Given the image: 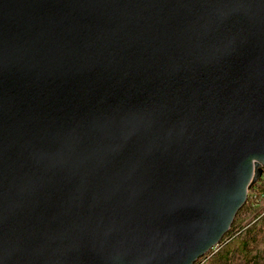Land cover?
I'll return each mask as SVG.
<instances>
[{"label": "water", "instance_id": "95a60500", "mask_svg": "<svg viewBox=\"0 0 264 264\" xmlns=\"http://www.w3.org/2000/svg\"><path fill=\"white\" fill-rule=\"evenodd\" d=\"M264 170V0H0V264H194Z\"/></svg>", "mask_w": 264, "mask_h": 264}, {"label": "trees", "instance_id": "16d2710c", "mask_svg": "<svg viewBox=\"0 0 264 264\" xmlns=\"http://www.w3.org/2000/svg\"><path fill=\"white\" fill-rule=\"evenodd\" d=\"M194 264H264V170L229 230Z\"/></svg>", "mask_w": 264, "mask_h": 264}]
</instances>
